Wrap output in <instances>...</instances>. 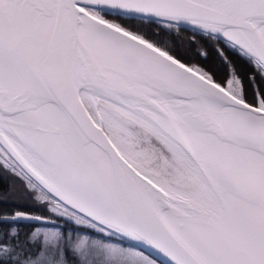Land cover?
<instances>
[{
  "label": "snow or ice",
  "instance_id": "1",
  "mask_svg": "<svg viewBox=\"0 0 264 264\" xmlns=\"http://www.w3.org/2000/svg\"><path fill=\"white\" fill-rule=\"evenodd\" d=\"M4 174L0 264H264V0H0Z\"/></svg>",
  "mask_w": 264,
  "mask_h": 264
},
{
  "label": "trees",
  "instance_id": "2",
  "mask_svg": "<svg viewBox=\"0 0 264 264\" xmlns=\"http://www.w3.org/2000/svg\"><path fill=\"white\" fill-rule=\"evenodd\" d=\"M191 37H192L191 31L186 30V31H182L178 36H175L173 39L175 43L177 44V46L181 48V50H187L190 46ZM196 39L199 40L200 39L199 36H197ZM209 52H210V57L207 62L210 65L213 63L214 68H216L220 72L221 75H224L227 72V67L222 63V61L216 55L214 50L209 48ZM239 64L240 66H238V68L242 73L248 70L246 65H243L241 63ZM13 180L14 178L8 176L7 174L0 176V192L8 191L9 184L12 183ZM21 203L30 206V202H21ZM0 207L10 210L13 207H16V205L11 202V198H10L9 203L0 205ZM38 226L39 225L28 223V224L21 225L20 227L22 229V232L27 233V232H30L34 227H38Z\"/></svg>",
  "mask_w": 264,
  "mask_h": 264
},
{
  "label": "flooded vegetation",
  "instance_id": "3",
  "mask_svg": "<svg viewBox=\"0 0 264 264\" xmlns=\"http://www.w3.org/2000/svg\"><path fill=\"white\" fill-rule=\"evenodd\" d=\"M237 65L240 66L239 62H237ZM39 214V213H38Z\"/></svg>",
  "mask_w": 264,
  "mask_h": 264
},
{
  "label": "rangeland",
  "instance_id": "4",
  "mask_svg": "<svg viewBox=\"0 0 264 264\" xmlns=\"http://www.w3.org/2000/svg\"><path fill=\"white\" fill-rule=\"evenodd\" d=\"M211 65L214 67L213 63Z\"/></svg>",
  "mask_w": 264,
  "mask_h": 264
}]
</instances>
